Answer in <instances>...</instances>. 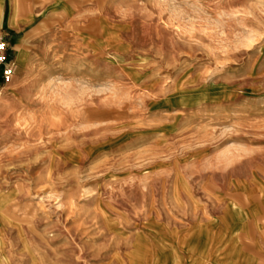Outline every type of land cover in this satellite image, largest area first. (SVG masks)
Here are the masks:
<instances>
[{
  "label": "rangeland",
  "instance_id": "obj_1",
  "mask_svg": "<svg viewBox=\"0 0 264 264\" xmlns=\"http://www.w3.org/2000/svg\"><path fill=\"white\" fill-rule=\"evenodd\" d=\"M78 1L0 83V264H264V0Z\"/></svg>",
  "mask_w": 264,
  "mask_h": 264
},
{
  "label": "crops",
  "instance_id": "obj_2",
  "mask_svg": "<svg viewBox=\"0 0 264 264\" xmlns=\"http://www.w3.org/2000/svg\"><path fill=\"white\" fill-rule=\"evenodd\" d=\"M78 3V0H0V40L10 44L14 66H23L35 55L32 47L34 41L45 37V25L63 21ZM235 248L229 253L240 252L238 246ZM228 257L232 264L241 260L238 254Z\"/></svg>",
  "mask_w": 264,
  "mask_h": 264
},
{
  "label": "built area",
  "instance_id": "obj_3",
  "mask_svg": "<svg viewBox=\"0 0 264 264\" xmlns=\"http://www.w3.org/2000/svg\"><path fill=\"white\" fill-rule=\"evenodd\" d=\"M0 44L3 45V48H0V83L7 84L14 76L15 66L9 52V44L4 40H0Z\"/></svg>",
  "mask_w": 264,
  "mask_h": 264
},
{
  "label": "snow or ice",
  "instance_id": "obj_4",
  "mask_svg": "<svg viewBox=\"0 0 264 264\" xmlns=\"http://www.w3.org/2000/svg\"><path fill=\"white\" fill-rule=\"evenodd\" d=\"M0 48H3V45L2 44H0Z\"/></svg>",
  "mask_w": 264,
  "mask_h": 264
},
{
  "label": "bare ground",
  "instance_id": "obj_5",
  "mask_svg": "<svg viewBox=\"0 0 264 264\" xmlns=\"http://www.w3.org/2000/svg\"><path fill=\"white\" fill-rule=\"evenodd\" d=\"M0 102H2V101L0 100ZM0 104H2V103H0Z\"/></svg>",
  "mask_w": 264,
  "mask_h": 264
}]
</instances>
